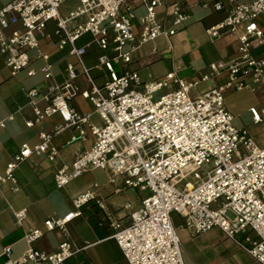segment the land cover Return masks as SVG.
Here are the masks:
<instances>
[{"label": "built area", "instance_id": "1", "mask_svg": "<svg viewBox=\"0 0 264 264\" xmlns=\"http://www.w3.org/2000/svg\"><path fill=\"white\" fill-rule=\"evenodd\" d=\"M66 1L9 0L0 8V54L11 75L23 70L35 75L31 64L36 58L43 60L40 72L49 81L44 90L33 87L27 91L34 113L27 126L34 127L56 114L64 121L50 131H41L38 144H23L5 172H0V184L10 182L13 190H19L15 170L33 153L46 154L55 161L60 148L53 144V138L66 128L76 130L69 143L86 141L90 132L93 145L78 154L71 165L59 168L55 183L64 188L89 170L111 169L110 183L124 178L116 192L133 188L147 193L141 205L129 212V224L108 213L114 238L130 264H185L183 244L173 221L176 214L185 218L186 227L194 233L221 228L264 264V146L235 125V117L225 104L226 89L264 88V56L253 53L264 46V25L259 20L264 16V0H213L215 10L226 9L227 13L206 28V34L213 39L236 36L238 56L212 63L206 74L192 82L171 72L164 80L147 84L144 91L137 88L141 79L131 67L132 54L161 36L178 33L189 15L174 5L171 23H161L157 9L165 0H136L146 9L139 17L143 30L137 37L136 9L126 0H79L80 6L65 17L60 8ZM50 21L57 25L58 48H68L73 57L63 82L55 81L51 56L41 46V38L50 37L46 31ZM14 25L18 27L8 34ZM86 34L99 48L94 67L87 60L89 44H77ZM159 55L157 48L146 51L141 65L152 63ZM93 68L106 71L108 78L103 84L97 83ZM224 71L228 76L223 84L191 96L192 88ZM80 76L86 79L87 88L78 83ZM170 81L178 84V89L157 95ZM78 95L92 103L101 123L94 122L91 113L71 105ZM251 112L256 123L263 122L264 108H252ZM13 118L0 119V128ZM90 201L105 209L103 200L88 189L73 197L76 210L45 221L48 231L61 229L66 234L56 251L34 247L44 230L30 228L24 235L29 247L20 257H13L11 246L1 249L5 264H64L76 252L90 247V242L75 245L67 231L68 223L82 215ZM27 214V208L15 211L19 225L24 224Z\"/></svg>", "mask_w": 264, "mask_h": 264}, {"label": "crops", "instance_id": "2", "mask_svg": "<svg viewBox=\"0 0 264 264\" xmlns=\"http://www.w3.org/2000/svg\"><path fill=\"white\" fill-rule=\"evenodd\" d=\"M9 0H0V8ZM213 0H165V3L157 9L158 19L161 23L170 24L174 5H180L184 12L189 15L184 27L175 35L166 38L159 37L154 42L147 43L133 55L132 69L137 70L141 82L137 85L139 90L144 91L146 85L153 81H161L174 72L179 78L187 81L200 79L209 71V66L221 60H231L238 56L239 42L236 36H222L210 38L206 34V28L219 22L227 13V10L217 11L211 6ZM250 1V0H243ZM127 5L136 9L135 34L139 37L143 27L139 17L146 13V9L136 0H126ZM205 4H208L205 6ZM80 6L79 0H67L60 8L62 16H69L70 12ZM84 19V18H83ZM260 24L264 25V16L260 17ZM74 25V23H71ZM18 26L14 25L7 30L10 34ZM56 22L50 21L47 25V33L50 37L41 38L42 49L49 53L54 64L56 74L55 81L63 82L68 62L73 60L69 55V49H59L57 46L58 36L55 34ZM77 44L88 45V64L94 67L99 48L93 37L86 34L81 37ZM157 48L159 59L152 63L141 65L145 52ZM34 53V52H33ZM256 56H264V46L253 49ZM112 54V52H110ZM43 60L34 58L31 67L37 73L29 76L27 70H23L17 76H12L7 67L5 57L0 54V119H7L13 115L12 120L6 122L5 127L0 128V172L4 173L14 155L19 152L23 144L34 146L40 142V132L50 131L56 125L63 124L61 115L56 114L45 119L34 127H28L26 121L34 117L27 91L30 88L44 90L49 84L40 68ZM92 73L98 84H103L108 75L106 71L93 68ZM228 76L224 71L208 82L191 89V96L197 97L203 91L223 84ZM81 88H87L88 84L83 76L78 78ZM178 89V84L173 81L169 86L162 89L157 95ZM234 89L225 90V104L227 109L234 115V102L231 101V92ZM254 93L259 94V106H250L254 130L251 132L246 126L238 128L246 129L256 143L264 146L256 135L264 132L263 122L256 123L251 112L252 108L261 111L264 108V88L257 87ZM42 106L44 103L41 104ZM71 105L83 113H91L92 120L101 123L100 116L94 112L92 103L81 95L71 100ZM21 110L19 111V109ZM76 133L74 128H66L53 138V144L60 148L55 161L49 160L46 154L33 153L23 161L15 170L20 189L15 191L10 182L0 184V251L3 247L11 246L13 257H20L29 247L24 235L30 228H41L44 235L33 246L46 252H54L61 242L66 239V234L61 229L48 231L45 221L51 217L64 216L68 212L76 210L73 197L88 189H93L101 200L105 209L95 201L87 203L82 215L73 219L67 225L69 239L77 246H83L86 242L92 245L85 250L76 252L67 259L64 264H130L121 247L114 238L115 229L110 223L108 213H111L122 224L130 222L129 212L137 209L142 199L147 196L146 192L137 189H124L116 192L120 187L123 177H118L114 184L110 183L113 175L111 169H92L81 177L75 179L64 188H58L55 183V173L64 165H71L75 157L89 149L94 142V136L88 132L86 141L69 143ZM97 184V186H95ZM126 205L129 207L127 208ZM27 208L28 214L23 225L17 223L15 211ZM174 225L183 244V256L185 264H261L252 255L241 248L232 238L228 237L219 227L202 232L194 233L186 227L185 218L180 215L173 216ZM243 238V235L239 236ZM5 256H0V264H5Z\"/></svg>", "mask_w": 264, "mask_h": 264}, {"label": "rangeland", "instance_id": "3", "mask_svg": "<svg viewBox=\"0 0 264 264\" xmlns=\"http://www.w3.org/2000/svg\"><path fill=\"white\" fill-rule=\"evenodd\" d=\"M230 99L234 102L233 111L237 114L235 123L240 126H246L251 132L255 131L254 125L251 122L252 116L249 107L252 105L259 106V94L247 89H234L231 92ZM256 137L260 142H264V132L258 133Z\"/></svg>", "mask_w": 264, "mask_h": 264}]
</instances>
